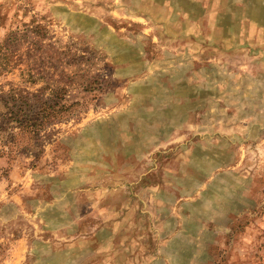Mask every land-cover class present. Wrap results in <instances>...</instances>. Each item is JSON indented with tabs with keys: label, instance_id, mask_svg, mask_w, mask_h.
I'll list each match as a JSON object with an SVG mask.
<instances>
[{
	"label": "rangeland",
	"instance_id": "rangeland-1",
	"mask_svg": "<svg viewBox=\"0 0 264 264\" xmlns=\"http://www.w3.org/2000/svg\"><path fill=\"white\" fill-rule=\"evenodd\" d=\"M0 264H264V0H0Z\"/></svg>",
	"mask_w": 264,
	"mask_h": 264
}]
</instances>
